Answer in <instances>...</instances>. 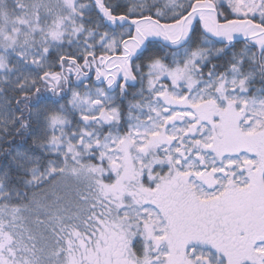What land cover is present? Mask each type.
<instances>
[{
  "label": "snow or ice",
  "instance_id": "6c2138e0",
  "mask_svg": "<svg viewBox=\"0 0 264 264\" xmlns=\"http://www.w3.org/2000/svg\"><path fill=\"white\" fill-rule=\"evenodd\" d=\"M0 264H264V0H0Z\"/></svg>",
  "mask_w": 264,
  "mask_h": 264
}]
</instances>
